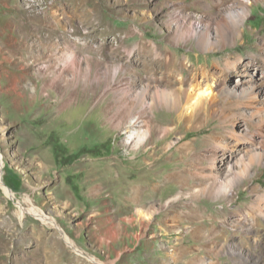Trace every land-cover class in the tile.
<instances>
[{
    "label": "rangeland",
    "instance_id": "374dc122",
    "mask_svg": "<svg viewBox=\"0 0 264 264\" xmlns=\"http://www.w3.org/2000/svg\"><path fill=\"white\" fill-rule=\"evenodd\" d=\"M196 1L0 0V264H264V217L249 214L264 164L235 196L198 190L213 155L225 182L224 157L248 144L228 134L240 110L224 91L243 72L264 74V1L237 40L209 49L178 38L171 23L209 11ZM51 45L77 60L62 70L78 88L69 103L72 88L46 86L61 71L41 69ZM237 57L217 99L188 117L193 85L206 72L223 81L211 65ZM147 85L154 103L143 107ZM127 125L144 129L134 148ZM135 189L138 203L129 199Z\"/></svg>",
    "mask_w": 264,
    "mask_h": 264
},
{
    "label": "bare ground",
    "instance_id": "6f19581e",
    "mask_svg": "<svg viewBox=\"0 0 264 264\" xmlns=\"http://www.w3.org/2000/svg\"><path fill=\"white\" fill-rule=\"evenodd\" d=\"M259 1L264 0H205V2L208 3L209 11L199 13L197 11L187 10L188 12L182 15L177 13L175 18L171 19V23H176L174 25L175 27L177 26L176 30L178 38L188 37L190 39L196 37L199 40L200 46L202 48L209 49L217 46L216 41L219 40H222L224 45L229 40H237L238 36L243 33L242 25L249 17L252 5ZM199 2L200 0H197L195 3L198 4ZM215 12L222 14L219 16L214 14ZM213 35H215V37ZM75 41L78 42V38H75ZM53 45L49 47L50 55L47 56L46 61L44 60L45 63H43L41 69L46 71L49 70L50 67H61L60 75L57 77L54 76L50 80L46 81V86L66 87V89L72 88L74 91L70 92L69 98L66 100L67 102L65 101L66 103H69L74 98V96H76L78 92L76 90L78 88L74 87L75 84L73 86L71 85V83L74 81H72L69 77H66L62 73V70L64 68L72 67L73 61L77 62V60L74 58V56H70L68 54L70 52L69 50L66 51L67 53L65 52L66 55L61 54L59 56V50ZM71 59L74 60L72 61ZM242 60V57H237L236 60H233L232 58H224L223 61H218L211 65L213 68H221L222 72L224 73V77H222L223 81L218 79L216 73L204 72L208 77V79L205 80V84H200L198 86L193 85V87L197 89L198 93H194V95L189 94L187 97L185 109L188 117L190 116L192 118L198 107L204 108L208 100H211L212 102L217 99L221 87L225 85L228 78L227 70L236 69V71H238ZM204 70L205 69H203V71ZM257 71L255 70V73L252 75H250L249 72L241 73L239 75V87L231 89L224 88L225 94L228 95L229 98L233 99V103L236 105V108L240 110L238 113H236V119L232 122V126L228 127V134L235 139L237 146L242 141V143L246 141L248 144H244V147L239 151L233 149L230 155L224 157V165L227 167L225 170V175L228 177L227 181L225 182L222 179L224 173L221 172V168H218L217 157L215 155L211 157L208 178L206 181H202L198 188L201 196L206 195L209 197H228L234 195L236 188L240 183H242L247 178L253 177L252 171L255 165L264 164V74L257 73ZM88 74L89 73L84 74L87 79V83L84 84L85 88L88 87L89 83ZM182 81L184 82L185 79L183 78ZM142 90L143 91H141L138 103L143 107L147 104L152 106L154 100L149 102L146 99L148 91H150L148 90V85ZM66 95H68V93ZM260 96L263 99L262 101L259 99ZM61 97L63 100L65 99L64 95ZM156 99H160L158 94L156 95ZM172 99L175 103L179 102L181 99L180 94H175ZM133 120L136 121V118ZM240 123H245V125L249 126L251 132L245 133L242 130L244 129L242 126L241 130L236 132ZM117 125L119 126L120 124L118 123ZM143 130L144 129L142 126H125L124 131L129 132L127 138L125 139V143L132 144V148L136 147L138 143L144 140ZM218 142L219 141H215L216 144ZM236 156L240 157L238 161L236 160ZM4 165V159L0 153L1 184H4ZM183 173L182 171H175L174 176L180 178ZM5 189L10 197H15L13 191L8 189V187H5ZM251 190L258 192V194L255 195V201L250 206L249 214L251 215L252 219H259L260 217H264V189H262V186L256 184L252 186ZM131 198L133 201L138 203V189L134 190L129 199ZM23 211L25 210L22 209V212ZM32 212H34L36 215L41 214L38 210H33ZM42 218L47 220V218L44 216Z\"/></svg>",
    "mask_w": 264,
    "mask_h": 264
}]
</instances>
